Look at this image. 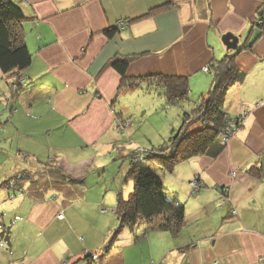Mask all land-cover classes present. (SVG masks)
<instances>
[{
    "label": "crops",
    "instance_id": "obj_1",
    "mask_svg": "<svg viewBox=\"0 0 264 264\" xmlns=\"http://www.w3.org/2000/svg\"><path fill=\"white\" fill-rule=\"evenodd\" d=\"M12 1L23 11L24 38L32 54L19 75L31 82L24 80L15 91L10 83L19 75L0 67V108L5 104L2 115L7 116L3 127L0 116V136L16 137L22 132L18 118L25 120L32 148L23 152L38 155L40 167L32 164L17 174L36 173L52 163L85 185L33 191L29 181L3 185L11 179L6 174L0 181V235L5 237L7 227L11 235L0 241V264H264V32L256 24L264 0ZM120 21L127 25L121 27ZM227 32L239 36L236 61L245 76L228 89L223 109L232 116L246 110L243 122L216 157H192L189 168L178 171L182 161L172 173L153 164L168 197L184 204L178 232L151 230L143 237L145 225L140 224L136 235L124 229L105 252L119 220L107 228L112 216L104 205L110 192L86 197L90 163L103 164L99 156L117 147L120 156L129 158L133 148L117 145L122 132L117 121L127 118L119 104L144 87L121 89L122 75L112 60L131 58L127 77H188L191 101H197L212 82L204 67L235 53L221 41ZM41 134L62 138L47 163L40 158L45 147L38 149L35 142ZM23 152L20 156L28 159ZM195 175L202 182L196 194L191 186ZM116 189L114 214L115 198L123 195L122 187ZM85 210L96 217L86 216ZM146 249L155 251L153 263L136 258Z\"/></svg>",
    "mask_w": 264,
    "mask_h": 264
},
{
    "label": "trees",
    "instance_id": "obj_2",
    "mask_svg": "<svg viewBox=\"0 0 264 264\" xmlns=\"http://www.w3.org/2000/svg\"><path fill=\"white\" fill-rule=\"evenodd\" d=\"M261 10L257 19L264 20V6ZM23 19V11L17 4L12 0H0V67L3 72L11 76L19 75L32 59L24 38ZM256 24L264 32V21L259 23L256 20ZM114 30L116 28L109 30L108 33L111 34ZM251 46L252 44H249L245 47ZM229 50H235V53L226 54L223 58L208 64L209 72L207 73L212 74L211 86L207 93L201 95L197 101H191L188 77L164 74L127 77L126 71L131 58L112 60V66L122 75L121 89H135L146 83L148 91L157 92L165 99L167 105L189 102L192 108L183 112L182 126L177 132L174 131L169 139L158 147L157 151L144 149L148 155L138 162H134L128 156L132 164L128 177L134 181V188L128 198L122 194L118 195L115 212L119 226L114 231L105 252H109L124 229L131 230L136 235L135 228L140 224L145 225L143 237L151 230H167L176 233L182 228L185 217L184 204L168 197L167 189L160 176L152 168H148L144 162L150 161L149 165L152 166L159 164L172 173L176 165L182 161L200 155L216 157L222 152L226 146L221 140L222 130L233 119L240 117V115L232 116L224 111L223 104L226 94L233 84L241 82L245 76L236 61L239 49ZM14 82L10 83L11 87ZM17 89L14 88L15 91ZM130 152L132 153L133 149H130ZM260 172L261 169L255 171L257 174ZM23 173L27 174L26 179ZM25 181H29L33 191L43 192L51 188L59 191L64 185L77 183L81 187L85 185L80 180L76 181L62 167L52 163H47V166L36 173L24 171L17 174L3 182V185L7 186L12 182L19 186ZM10 235V227H7L5 237L2 239L8 241ZM138 239L139 236H135V240Z\"/></svg>",
    "mask_w": 264,
    "mask_h": 264
},
{
    "label": "rangeland",
    "instance_id": "obj_3",
    "mask_svg": "<svg viewBox=\"0 0 264 264\" xmlns=\"http://www.w3.org/2000/svg\"><path fill=\"white\" fill-rule=\"evenodd\" d=\"M26 79L27 82H31L29 77H26ZM142 85L144 87L141 88V90L129 92L130 94L126 95L124 103L119 104V108L123 109L124 115L127 117L126 119L130 121V124L127 125L125 131L123 130L120 132V129L118 130L120 132V137L117 141V145H122V149L126 148L123 145H130V148H133V150L141 147L143 149H152L153 151H157L158 147L164 141L168 140L174 131L177 132L182 126L183 112L185 110H190L192 108V104L185 102L180 105H167L165 99L159 96L157 92L148 91L146 83H143ZM4 107L5 104L1 108L0 116L2 115ZM20 113L24 117H28L26 116V113ZM2 121L3 127L7 122V116L5 113L2 115ZM18 126L22 132L16 134V137L12 136L10 133L0 136V181L3 177H5L6 174L9 176V178H12L18 173V169L30 167L32 164L35 166V168L40 167L37 166V162H35L39 158L38 155H28L29 153L31 154L29 151V153H26L25 151L23 152V148L26 146L27 149L32 148L28 145L30 141L27 139L29 138L28 135H26L28 129L26 121L20 120V118H18ZM44 138L45 137L43 134L38 135L35 137V142L38 143V149H40L42 146L45 147V152L40 155V158H42L43 163H47V161L52 159L51 157L56 154V148L58 147L57 145L62 143V138H56L54 135L49 136L48 134L47 139ZM120 150L112 151L111 149L110 152L105 153L106 155L102 154L99 156L98 160H102L104 163L101 165L97 164L96 162H94V164L90 163V166H93L94 168L91 167V172L89 169L87 170L90 172V174L86 184L88 187L86 197L100 196L102 191V196L110 192L107 197L108 202H105L104 205V208L108 210L107 212H109L108 215L112 216L110 220L106 221L107 228H110L116 224V222L118 223L117 216L113 212L114 205H112V201L114 198L112 192L118 194L119 192L116 188L120 186L123 190V196L128 198L129 194L133 191L132 186L134 185V181L132 178L127 177L126 172V168H128V165L131 162L129 158L123 157L125 153L123 156H120ZM22 152L28 155L26 156L28 159L20 156ZM149 162L150 161L144 162V164L148 166V168H153L152 165H149ZM98 167H100V169H96ZM185 167L189 168L190 162L185 161L181 164H178L177 166L179 169L178 171H183V168ZM23 175H25L24 177L26 179L27 174L23 173ZM116 178L119 181V185H116ZM109 184L113 186L111 190H109ZM1 189L4 188H0V190ZM115 200L117 202V197ZM85 213L88 217H96L92 211L85 210ZM116 229L117 228L115 227L113 232ZM163 231L167 230H160V232ZM155 232L158 233L159 231L156 230ZM1 240L2 237L0 235V241ZM128 251L129 250H127V252ZM152 254H155V251L151 252L150 250L146 249L143 253H139L135 256L139 263H153ZM129 257L132 261H134L133 257Z\"/></svg>",
    "mask_w": 264,
    "mask_h": 264
},
{
    "label": "built area",
    "instance_id": "obj_4",
    "mask_svg": "<svg viewBox=\"0 0 264 264\" xmlns=\"http://www.w3.org/2000/svg\"><path fill=\"white\" fill-rule=\"evenodd\" d=\"M264 20L263 19H257V22L259 23H262ZM119 25L121 27H124L127 25L126 22L124 21H120ZM204 71L205 72H209V65H206L204 67ZM26 79L25 76L23 75H19V79L17 80L16 78V81L13 83L12 85V89H16L18 87L19 84H23L24 80ZM247 114V111L244 110L242 115H240V117L238 119H233L231 121L230 124H228V126H226L223 130H222V135H221V140L223 143L227 144L229 142V140L231 139V137H233V135L237 132V130L239 129L241 123L243 122L244 120V117L246 116ZM130 124V121L129 120H119L117 121V125H118V128L121 130V131H125L127 125ZM115 150L119 151L120 148L117 147L115 148ZM146 150H144L143 148L141 147H138L137 149L133 150V152L130 154V157L132 158V160L134 162H138L139 160H142L143 158L147 157V153L145 152ZM191 185L193 187V193H198L199 190L201 189L202 187V182L200 181L199 177L196 176L192 181H191ZM223 202L225 201V198H223L222 200ZM59 218H63V213H60L59 214ZM214 264H217V263H214Z\"/></svg>",
    "mask_w": 264,
    "mask_h": 264
},
{
    "label": "water",
    "instance_id": "obj_5",
    "mask_svg": "<svg viewBox=\"0 0 264 264\" xmlns=\"http://www.w3.org/2000/svg\"><path fill=\"white\" fill-rule=\"evenodd\" d=\"M222 41L228 49H237L239 45V36L232 32H227L222 35Z\"/></svg>",
    "mask_w": 264,
    "mask_h": 264
}]
</instances>
